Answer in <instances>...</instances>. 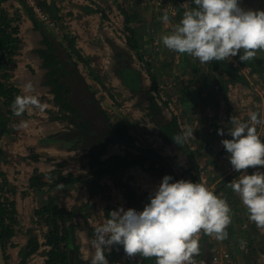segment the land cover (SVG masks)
<instances>
[{"label": "crops", "instance_id": "crops-1", "mask_svg": "<svg viewBox=\"0 0 264 264\" xmlns=\"http://www.w3.org/2000/svg\"><path fill=\"white\" fill-rule=\"evenodd\" d=\"M42 2L54 5L57 10L56 14L54 13L58 22L57 39L60 38L59 32L65 31L73 38L77 52L87 59L93 73L101 80L103 76L110 77V87L113 86L119 93L127 95V101L124 106L122 104L121 112L116 117L131 123V137L135 141L139 140L141 131H145L150 139V143L146 145L161 153L163 157L170 158L175 174L182 172L186 179L203 183L229 204L232 222L226 229L228 238L219 241L214 235L211 238L203 237L200 243L202 257L209 261L210 250L216 247L227 251L238 264H264V228H258L248 219L245 205L230 187V182L239 173L227 179L226 173L222 172L227 164L224 158L226 152L222 149L223 146L221 148L220 141L222 138L231 137H221L217 134L218 128L231 126L232 116L247 121L253 111H262L261 114H264V51L257 50L255 57L245 62L237 58V66L233 68L225 60L201 64L194 57L164 48L159 37L169 34L183 12L194 7L192 0ZM114 3L119 9H115ZM2 7L9 18H17L16 22L13 19V24L18 28V37L22 43L11 68V82L23 95L26 94L24 83L31 80L35 84L32 94L37 95L46 104L44 111H26L24 116L17 119V123L11 125L9 132L0 138V150L8 159L6 164L0 163V173L14 190L9 197L16 212L14 235L3 248L6 264H44L48 251L45 242L48 226L37 211L47 205L48 198L53 197L57 198V203L66 211L80 208L79 215L73 219L78 226L75 242L81 256L90 261V254L94 252L90 241L95 238V228L106 222L107 216L110 218V212L119 206L142 209L145 204L143 200L147 201L149 192L161 178L156 176L148 165H136L123 172L94 179L88 167L86 152H67L61 150L58 144L46 140L48 136L64 130L68 125L49 119V115L55 111L53 95L50 94V89L43 85L45 71L41 69V60L35 54L40 48L41 35L34 26L33 13L30 14L20 0H7ZM242 7L264 9V0H242ZM164 13L169 15L167 23L160 19ZM105 38L109 39V43ZM128 38L134 39L138 47L141 45L140 53L147 62L146 65L139 60L143 63L142 67L135 69L139 80L135 79L132 84L134 92L116 76L121 75L120 67L116 69V75L110 71L111 66L115 65V58H118L108 44L114 45L118 50L121 43L128 56H131L132 50L126 48ZM77 67L85 76L86 83H90L91 90L95 89L93 92L107 115H110L106 110L109 107L108 102L98 96L100 87L95 88L87 77V67L81 63ZM124 79L129 80L126 73ZM154 92L168 94L166 97L171 102L169 101L167 106L170 110L160 108L156 116V113L149 112L148 96H153ZM157 104L160 105L159 102ZM173 115L182 132L188 126L193 129V136L185 142L186 152L163 141L162 126L171 121ZM21 120L28 121L27 128L18 127ZM258 127V135L263 138L260 130L264 124ZM126 150L124 145L109 144L101 160L113 155L121 156ZM30 155L38 157V160L29 159ZM53 158L65 162L63 175H73L79 178V182L68 190L50 191L51 181L44 176L54 169L52 161H47ZM254 170L256 169L250 167L247 171L251 174ZM34 172L43 176L44 182L47 183L45 186L31 187L30 180ZM88 179L91 182L97 181L98 184V189L92 196L84 185ZM119 260V264H141L138 254L134 257L123 254Z\"/></svg>", "mask_w": 264, "mask_h": 264}, {"label": "clouds", "instance_id": "clouds-1", "mask_svg": "<svg viewBox=\"0 0 264 264\" xmlns=\"http://www.w3.org/2000/svg\"><path fill=\"white\" fill-rule=\"evenodd\" d=\"M192 4L174 29L159 37L167 50L187 54L201 64L234 57L245 62L255 57L257 50L264 51V9L244 8L242 0H192ZM160 19L167 23L169 15L164 13ZM23 89L26 94L17 95L11 106L14 114L44 111L46 104L32 94L35 84L26 81ZM260 124H264V114L253 111L247 121L232 116L231 126L218 128L217 134L231 137L220 141L230 154L227 159L233 171L239 173L230 187L245 205L248 219L264 228V140L256 127ZM18 127L27 128L28 121L21 120ZM192 136L193 129L188 126L173 141L182 145ZM250 167L256 169L251 174L247 171ZM231 213L227 201L203 183L165 174L149 192L142 209L119 206L95 228L90 264H110L106 253L114 248H122L128 257H155V264H196L201 230L219 241L227 239Z\"/></svg>", "mask_w": 264, "mask_h": 264}, {"label": "trees", "instance_id": "trees-1", "mask_svg": "<svg viewBox=\"0 0 264 264\" xmlns=\"http://www.w3.org/2000/svg\"><path fill=\"white\" fill-rule=\"evenodd\" d=\"M6 1L0 0V71L6 69L19 51L21 44L18 37V28L13 25V19L16 22L17 18L15 16L13 19L9 18L2 7V4ZM20 1L25 6V3L22 0ZM42 5L49 16L56 19L52 17V14L54 15V12H57L55 6L46 3H42ZM27 10L30 14L32 13L30 9L27 8ZM32 20L41 35V47L36 50L35 54L41 59L42 68L45 70L43 85L49 87L53 95L54 104L60 114L59 118L66 121L70 126L65 131L48 137V142L56 143L68 151L80 150L86 152L85 156L89 159L88 166L92 169L94 179L103 175H112L136 165H148L150 170L159 178H162L165 174H170L174 179H177L170 158L163 157L158 151L149 148L147 145H144V147L137 146L129 133L131 124L127 123L126 120L116 124L112 122L98 97L91 90L89 84L85 82L82 75L79 74L77 64L73 61L72 56L76 53L73 38L65 34L62 40H59L47 27L39 23L34 15ZM129 31L131 30L129 29ZM127 46L135 52L141 62L147 65L134 39L128 38ZM121 56L128 57V54L121 52L117 54V58ZM123 72L130 75L129 80L131 81L124 79ZM119 73H121L119 76L123 84L133 90L132 84L135 79L139 80L138 73L129 66H120ZM9 78L10 75L7 73L3 75L5 82ZM152 89H155V86ZM17 95H19V91L10 83L0 82V97L4 99L6 107L13 104ZM148 102L151 113H156L155 116L158 115L160 105L155 102L153 96H148ZM6 124L7 118L4 116V112L0 110V136L6 132ZM161 131L163 141L186 152V148L184 149L185 143L176 145L173 141L176 135L182 133L174 115L171 121L162 126ZM109 144L124 145L127 150L121 156L113 155L101 160ZM47 178L51 181L49 190L53 191L69 187L78 181L77 177L70 174L63 175L58 169L50 173ZM30 184L31 187L39 188L47 183L44 182L43 176L34 173ZM91 184L94 188L98 187L97 181H92ZM13 191L12 187L6 188L5 184L1 183L0 194L4 192L12 194ZM89 191L91 194L95 193L94 189ZM143 202L145 203L146 200H143ZM37 213L44 217V221L48 225L46 234L48 251L46 252L44 264H90L89 260L81 257L75 243L77 225L72 220L75 214L80 213V208L71 212L65 211L58 206L56 198H48L47 205ZM15 214L13 201L0 195V242L2 247L14 235ZM108 218L109 216H107ZM123 254L122 248H114L111 252L106 253L110 264H119V259ZM138 257L141 258V264H155L156 261L155 257L144 258L140 255Z\"/></svg>", "mask_w": 264, "mask_h": 264}, {"label": "rangeland", "instance_id": "rangeland-1", "mask_svg": "<svg viewBox=\"0 0 264 264\" xmlns=\"http://www.w3.org/2000/svg\"><path fill=\"white\" fill-rule=\"evenodd\" d=\"M114 7H115V9H119V6L117 5V4H115L114 3ZM52 11V10H51ZM54 12V11H53ZM55 14H56V12H54ZM52 14V13H51ZM52 17L54 18V15L52 14ZM53 20H55V22H56V25L58 24V22L56 21V19H53ZM107 29L108 28H106L105 29V31H107ZM62 33L63 34H67V33H65V31H63L62 30ZM68 35V34H67ZM69 36V35H68ZM69 37H71V36H69ZM104 40H106L108 43H109V39L108 38H105ZM109 45V47H111V48H113V53H114V55L115 54H120V52L118 51V50H116L113 46L114 45H110V44H108ZM116 46V45H115ZM119 47H121L123 50H125L124 49V46L120 43V45H119ZM139 47H140V49H142V47H141V45H139ZM127 48V47H126ZM115 49V50H114ZM128 49V48H127ZM127 51V50H126ZM131 58H127L126 57V62L124 61V59L125 58H123L122 56L121 57H119L118 58V61H119V63L120 64H125V66H131L130 68H133L134 70L138 67V66H141L142 67V64H141V62L139 61V59H138V57H137V55L136 54H134V52L132 51V55L130 56ZM84 58V57H83ZM123 60V61H122ZM118 61H117V59L115 58V65L114 66H111V69H110V71H113V73H115V75L117 74L116 73V69L118 68L117 66V64H118ZM86 62H87V59H85L84 58V63L86 64ZM125 62V63H124ZM88 64H89V62H87V64L86 65H84V66H86L87 67V70H88V75L89 76H87L89 79H90V81L92 82V85H95V88L96 87H100V89L101 90H99V93H98V96H100V97H103V98H105V101H107L108 102V104H109V107L106 109L107 110V112L110 114L109 115V117L112 119V121L116 124V123H120V121H121V119H118L117 117H116V115H118L119 114V112H121L120 111V107L122 106V104H123V106H124V103L127 101V95H125V94H123V93H119L113 86L112 87H110V84H109V82H108V79L110 78H105V76H103V79L101 80L99 77H98V75L97 74H95V73H93V70H92V68L91 67H89L88 66ZM152 70V69H151ZM123 73H127V72H123ZM122 73V74H123ZM127 75H129V74H127ZM117 77H119V78H121L119 75H116ZM129 77H130V75H129ZM89 81V82H90ZM90 84V83H89ZM150 86H151V84H150ZM95 89H93V91H94ZM153 90V89H152ZM154 91V90H153ZM152 95L153 96H156L157 97V102H159V104H160V108H162L163 110H165V108L166 109H169L170 110V108L167 106L168 105V102L170 101L171 102V100L168 98V97H166V95H168V94H163V92H158V93H152ZM165 97H166V99H165ZM144 100H145V98H144ZM143 101V100H142ZM146 102V101H145ZM147 104V103H146ZM148 108H149V104H148ZM110 109V110H109ZM264 110V109H263ZM150 113H151V111H149ZM262 112V111H261ZM261 112H259V113H261ZM150 115V114H149ZM123 120H125V119H123ZM126 122L127 123H130L129 121H127L126 120ZM131 124V123H130ZM145 124V123H144ZM143 124V125H144ZM132 127V126H131ZM257 127V130L259 129V127H258V125L256 126ZM142 128H144V130H147V128L146 127H143L142 126ZM131 130V129H130ZM129 130V131H130ZM143 131V130H142ZM141 131V138L139 139V140H136L135 142H136V144H137V146H143L144 147V145H146V143H150V139H149V135L148 134H145V131L144 132H142ZM260 134L261 135H263V138H261L262 140H264V127H262V129L260 130ZM154 138H155V135H154ZM156 140V139H155ZM190 144H193V143H190ZM221 148H222V144H221ZM220 148V149H221ZM223 150H224V148H222ZM122 150H124L123 149V147H122ZM0 153H1V160H0V163H2V162H5V164L8 162V159H7V155L5 154L4 156H3V153L1 152V150H0ZM161 154V153H160ZM228 155H230V154H228V153H224V158H225V161H226V164H227V167L222 171L223 173H226L225 175L227 176H225L227 179L230 177V176H232V177H234L233 175H237L238 174V172H235V171H233V169H232V166H231V164H230V162H229V160L227 159V156ZM31 160H38V157H35V158H30ZM223 160V159H222ZM48 162H51L52 164H53V170L50 172V173H52L54 170H56V169H58V170H62L63 171V169L65 168V166H66V164H65V162H63V161H61V160H57V159H55V158H53L52 160L50 159V160H47ZM172 161V160H171ZM229 167V168H228ZM34 173H37V172H34ZM50 173H48L47 175H45L44 177L46 178V177H48V175L50 174ZM38 174V173H37ZM38 175H40V174H38ZM93 175V174H92ZM40 176H42V175H40ZM94 176V175H93ZM224 177V178H225ZM1 183L4 185L5 184V187L7 188V187H10L9 186V184H8V182L4 179V176H2L1 175V173H0V185H1ZM86 189H87V191L88 190H92V189H94L95 190V192H96V190L98 189V187L97 188H94L93 186H92V184H91V180L90 179H88L87 181H86ZM147 202V201H146ZM145 202V203H146ZM106 218V217H105ZM73 221V220H72ZM73 223H74V221H73ZM78 227V226H77ZM76 231V230H75Z\"/></svg>", "mask_w": 264, "mask_h": 264}, {"label": "flooded vegetation", "instance_id": "flooded-vegetation-1", "mask_svg": "<svg viewBox=\"0 0 264 264\" xmlns=\"http://www.w3.org/2000/svg\"><path fill=\"white\" fill-rule=\"evenodd\" d=\"M13 25H15V24H13ZM46 27V26H45ZM47 29H49L51 32H53V34H55V36H56V33L58 34V32L56 31V29H57V25L55 26V27H52V28H49V27H47ZM60 34H59V40H62V38H63V34L61 33V31L59 32ZM21 42V41H20ZM40 45V47H41V43L39 44ZM21 46H22V43L20 44V48H21ZM74 48H75V45H74ZM127 48H128V46H127ZM20 50V49H19ZM75 50H76V48H75ZM119 50V52L121 51V53H125V54H127L126 53V51L125 50H123L122 48H120V49H118ZM19 52V51H18ZM17 52V53H18ZM17 53H16V55L12 58V61L7 65V67H6V69H2L1 71H0V82H2V83H5V84H7V83H10L13 87H15L14 86V84L11 82V78H12V74H11V68L13 67V65L15 64V57L17 56ZM73 56V61L74 62H76V64H77V66H78V64L79 63H81L83 66L85 65V63H84V58L77 52V50H76V53L75 54H73L72 55ZM123 58H125L124 59V61L126 62V56H123ZM127 58H131L130 56H128ZM41 60V59H40ZM117 61H118V59H117ZM120 61V60H119ZM119 61H118V68L120 67V66H125V64H120L119 63ZM123 61V60H122ZM124 62V63H125ZM40 67H41V69L43 70V71H45L43 68H42V63L40 62ZM129 67H131V66H129ZM77 69H78V71H79V74H81L82 75V77H83V79L85 80L86 78H85V76L80 72V70H79V68L77 67ZM8 74V75H10V78H9V80L7 81V82H5V79H3V75L4 74ZM127 78H129V75H127ZM129 81H131V80H129ZM86 82V81H85ZM45 86V85H44ZM45 87H47V86H45ZM16 88V87H15ZM49 88V87H48ZM17 89V88H16ZM18 90V89H17ZM19 91V90H18ZM50 94H51V92H50ZM19 95H21L20 94V91H19ZM16 97V96H15ZM153 98H154V100H155V102H157V97L156 96H153ZM5 104V105H4ZM53 104H54V101H53ZM12 105H8V107H6V103H5V101H4V99L2 98V97H0V110L2 111V112H4V116L7 118V124H6V132H4L3 134H7L8 132H9V129L11 128V125H14L15 123H17V119H19V118H21L22 116H24V114L23 115H21V116H16L15 114H14V112H13V110H12V107H11ZM54 108H55V111H54V113H52L51 115H49V119H51V120H54V121H57V122H59V123H67L66 121H64V120H61L59 117H60V114H59V112H58V108L55 106V104H54ZM122 121V120H121ZM67 127L66 128H64V130H62V131H59V132H63V131H65L66 129H68L70 126H69V124L67 123ZM59 132H57V133H59ZM2 134V135H3ZM56 134V133H55ZM1 135V136H2ZM54 135V134H53ZM1 136H0V138H1ZM50 136H52V135H50ZM50 136H48V137H50ZM46 140H47V138H46ZM48 141V140H47ZM53 144V143H52ZM60 147V146H59ZM126 148V147H125ZM60 149L61 150H64V151H67V152H76V151H80V150H72V151H68V150H66V149H63L62 147H60ZM83 152V151H82ZM104 156V155H103ZM30 158H35L34 156H32V155H30L29 156V159ZM89 167V166H88ZM89 170L90 171H92V169H90L89 168ZM60 172H62V170L60 171ZM123 172V171H122ZM92 174H93V172H92ZM91 174V177H93V175ZM68 175V174H67ZM48 179V178H47ZM77 182H79V178H78V181ZM76 182V183H77ZM51 183V182H50ZM75 184V183H74ZM73 184V185H74ZM73 185H71V186H69V187H64V188H61V189H59V190H57V191H60V190H68L70 187H72ZM84 185L86 186V184H85V182H84ZM51 191V190H50ZM53 191V190H52ZM57 191H55V192H57ZM89 194H91V192H89ZM1 195V197H4V198H7L8 200H10V197H9V195H11V194H9L8 192H4L3 194H0ZM91 196H92V194H91ZM54 198V197H53ZM11 201V200H10ZM56 202H57V198H56ZM58 204V203H57ZM58 206L60 207V208H62L59 204H58ZM62 209H64V208H62ZM65 210V209H64ZM73 210H75V209H73ZM39 211V210H38ZM37 211V212H38ZM66 211V210H65ZM72 211V210H71ZM70 211V212H71ZM38 214V213H37ZM76 215H79V214H75L74 216H73V219H74V217L76 216ZM43 217V216H42ZM43 219H44V217H43ZM45 222V221H44ZM46 223V222H45ZM47 224V223H46ZM75 224V223H74ZM75 225H77V224H75ZM48 226V225H47ZM46 242V241H45ZM76 243V242H75ZM4 248V247H3ZM79 249V248H78ZM81 255V254H80ZM82 257V256H81ZM83 258V257H82ZM84 259V258H83Z\"/></svg>", "mask_w": 264, "mask_h": 264}, {"label": "built area", "instance_id": "built-area-1", "mask_svg": "<svg viewBox=\"0 0 264 264\" xmlns=\"http://www.w3.org/2000/svg\"><path fill=\"white\" fill-rule=\"evenodd\" d=\"M25 3V6L30 9V11L33 13L34 17L38 20L39 23L42 25L52 28L56 26L55 20H53L49 14L46 12V10L43 8L42 0H22ZM191 1V0H186ZM237 58L234 57L231 61L225 60L227 63H229L233 68L237 66ZM178 179H186L183 175H181V172L177 174ZM210 190V189H209ZM212 191V190H210ZM211 238V236L201 232L198 235L199 240V246L201 243V239L203 237ZM196 264H238L235 259L223 249L212 247L209 254V261L204 259L201 255V251H199L198 255H195L194 257Z\"/></svg>", "mask_w": 264, "mask_h": 264}, {"label": "water", "instance_id": "water-1", "mask_svg": "<svg viewBox=\"0 0 264 264\" xmlns=\"http://www.w3.org/2000/svg\"><path fill=\"white\" fill-rule=\"evenodd\" d=\"M0 264H6L3 247L0 242Z\"/></svg>", "mask_w": 264, "mask_h": 264}]
</instances>
